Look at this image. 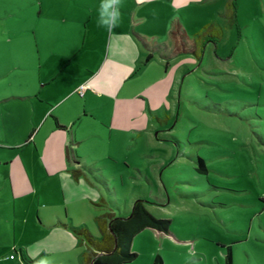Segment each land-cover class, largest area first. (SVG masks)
Masks as SVG:
<instances>
[{
  "label": "crops",
  "instance_id": "0c3cea01",
  "mask_svg": "<svg viewBox=\"0 0 264 264\" xmlns=\"http://www.w3.org/2000/svg\"><path fill=\"white\" fill-rule=\"evenodd\" d=\"M203 2L122 0L119 26L111 32L97 24L101 0H21L29 12H0L1 37L10 31L13 38H6L14 43L26 26L39 50L11 44L14 68L0 75V81L14 75L12 84L0 86V264H92L73 228L98 225L99 202L105 203L96 133L139 141L158 128L163 112L172 116L181 106L192 71L190 61L174 55L173 32L179 25L185 30L184 18ZM185 33L187 48H196ZM36 62L38 78L26 77ZM197 157L203 158L180 151L175 158L199 173L191 162ZM147 181L156 185L151 176ZM144 235L153 246L161 241L158 249L163 241L183 242L172 231L147 228L134 239V252Z\"/></svg>",
  "mask_w": 264,
  "mask_h": 264
},
{
  "label": "rangeland",
  "instance_id": "374dc122",
  "mask_svg": "<svg viewBox=\"0 0 264 264\" xmlns=\"http://www.w3.org/2000/svg\"><path fill=\"white\" fill-rule=\"evenodd\" d=\"M20 1L0 0V12H29ZM182 25L199 50L177 56L190 61L192 71L181 106L172 116L163 112L158 128L139 141L110 140L103 129L96 133L101 184L95 181L105 196L101 214L128 217L143 199L152 215L171 221V231L183 241H163L158 249L162 242L153 246L144 235L131 264H153L155 251L165 264H226V246L233 247L234 264H264V0H205ZM23 28L14 43L37 54V41ZM8 34L0 36V75L14 68L8 63L14 44ZM36 63L26 77L38 78ZM10 74L1 87L14 82ZM180 151L199 153L208 172L178 161ZM150 176L156 185L148 183ZM89 229L102 237L98 225Z\"/></svg>",
  "mask_w": 264,
  "mask_h": 264
},
{
  "label": "trees",
  "instance_id": "16d2710c",
  "mask_svg": "<svg viewBox=\"0 0 264 264\" xmlns=\"http://www.w3.org/2000/svg\"><path fill=\"white\" fill-rule=\"evenodd\" d=\"M173 37L178 43L174 55L184 53L197 54L196 48H187L188 38L179 25ZM153 59L149 54L145 60L148 64ZM197 171L206 174L208 168L201 157L196 158ZM75 177H79L80 171L74 172ZM96 222L102 233V237L96 238L88 228H73L74 233L87 245L85 252L86 261L92 264H131L138 255L133 252L132 245L134 239L147 228H152L163 233H171V221L158 219L146 208L143 199H137L134 203L131 214L128 217L117 216L115 213H103L96 217ZM226 264H234L233 249L231 246L226 248ZM30 264L34 262L29 260ZM153 264H164L163 257L158 254Z\"/></svg>",
  "mask_w": 264,
  "mask_h": 264
},
{
  "label": "clouds",
  "instance_id": "9594fccd",
  "mask_svg": "<svg viewBox=\"0 0 264 264\" xmlns=\"http://www.w3.org/2000/svg\"><path fill=\"white\" fill-rule=\"evenodd\" d=\"M122 0H101L98 9L97 24L111 32L119 26L121 20Z\"/></svg>",
  "mask_w": 264,
  "mask_h": 264
},
{
  "label": "built area",
  "instance_id": "2783aa9c",
  "mask_svg": "<svg viewBox=\"0 0 264 264\" xmlns=\"http://www.w3.org/2000/svg\"><path fill=\"white\" fill-rule=\"evenodd\" d=\"M84 90H85V87L82 86V87L80 88V92H81V94H83Z\"/></svg>",
  "mask_w": 264,
  "mask_h": 264
}]
</instances>
